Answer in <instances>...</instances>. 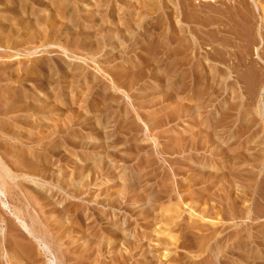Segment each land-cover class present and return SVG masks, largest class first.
Here are the masks:
<instances>
[{
	"label": "rangeland",
	"instance_id": "374dc122",
	"mask_svg": "<svg viewBox=\"0 0 264 264\" xmlns=\"http://www.w3.org/2000/svg\"><path fill=\"white\" fill-rule=\"evenodd\" d=\"M7 1L0 17L10 28L13 7L29 4L16 15L13 36L0 29L10 39L0 41V152L21 184L7 189L9 207L0 202V240L3 232L11 239L0 241V263L49 264L51 257L55 264H110L125 252L121 242L116 253L89 248L86 259L82 252L87 239L98 244L90 229L113 219L124 239L140 243L134 260L151 248L156 264H264V0L245 34L224 33L216 19L196 15L195 7L221 0H156L155 10L141 0H109L107 7L104 0H48V9L47 0ZM65 7L69 13L58 16ZM32 13L41 16L38 28ZM16 94L20 104L9 107ZM20 115L37 119L30 125ZM30 148L32 156L19 154ZM104 209L106 217L97 218ZM10 210L40 232L53 256ZM167 215L170 232L161 224ZM216 244L213 258L208 249Z\"/></svg>",
	"mask_w": 264,
	"mask_h": 264
},
{
	"label": "bare ground",
	"instance_id": "6f19581e",
	"mask_svg": "<svg viewBox=\"0 0 264 264\" xmlns=\"http://www.w3.org/2000/svg\"><path fill=\"white\" fill-rule=\"evenodd\" d=\"M3 1V0H2ZM13 1L14 2H16L17 3V1L16 0H11V2L13 3ZM32 1V0H31ZM67 1H69V0H67ZM97 1V0H96ZM114 1V0H113ZM117 1V0H116ZM119 1V0H118ZM124 1V0H123ZM126 1H128V0H126ZM141 1H143V2H146L147 4V6L149 7V8H151L152 6H153V4L156 2V0H141ZM210 1V0H209ZM259 1L260 0H221L220 1V4H219V6L217 5L216 7L214 6H211V5H202V7L200 6H197V7H195L196 9H198V10H195V12L197 13L196 15H199L200 17H203V18H206L209 22H210V24H211V21H213L214 19H216V20H214L216 23H217V25L218 26H221V27H219V29L220 30H225V32L224 33H230V32H232L231 30H235V31H240L241 33H246V32H249V30L251 31V29H252V24H253V20L255 19V13L256 12H258L259 10H260V8H259ZM0 2H1V0H0ZM8 2V1H7ZM10 2V1H9ZM8 2V4H12V3H9ZM23 2V1H22ZM20 3L19 4V6L18 7H13L14 9H13V11L12 12H14L13 13V15H14V21H13V24L15 23V21L17 20L16 19V15H17V17L19 18V13H21L22 12V10H26L27 9V5L29 4H27L26 6L23 4V3ZM25 2H27V1H24V3ZM34 2H36L35 0H34ZM42 2V1H41ZM45 1H43L42 2V4H44V9H48L49 7H47V5L49 4V3H47L48 2V0L46 1V4L44 3ZM53 2H55V1H52V3ZM58 2V1H57ZM62 2V1H61ZM103 2H105L106 3V7L108 6V2H110L109 0H104ZM129 2V1H128ZM136 2V1H135ZM161 2V3H160ZM163 2H164V0H159V2H156V3H160V4H162L163 5ZM183 2V1H182ZM262 2V1H261ZM31 3H33V1L31 2ZM51 3V2H50ZM70 3V2H69ZM126 3V2H125ZM179 4H181V2L179 1L178 2ZM190 3V2H189ZM13 4H15V3H13ZM37 4H40V3H38L37 2ZM41 4V5H42ZM53 4H55V3H53ZM62 4H64V3H62ZM66 4V3H65ZM116 4V3H115ZM160 4H159V7H160ZM16 5V4H15ZM32 5V4H31ZM30 5V6H31ZM61 5V4H60ZM67 5H68V2H67ZM104 5V4H103ZM110 5V4H109ZM120 5H122L121 3H120ZM134 5V4H133ZM155 5V4H154ZM189 5V4H188ZM213 5V4H212ZM33 6V5H32ZM31 6V7H32ZM43 6V5H42ZM110 6H112V5H110ZM114 6V5H113ZM124 6H125V4H124ZM132 6V5H131ZM137 6V5H136ZM156 6V5H155ZM204 6V7H203ZM7 7H9V5L7 6ZM6 7V8H7ZM29 7V6H28ZM41 7V6H40ZM67 7V6H66ZM65 7V9H63L64 11H62L61 10V14H59V12L58 11H56V12H58L57 14H58V16L60 15L61 17L63 16V14H67V13H69V9H67ZM115 7V6H114ZM113 7V9H115ZM123 7V6H122ZM144 7V6H143ZM146 7V6H145ZM158 7V8H159ZM162 7V6H161ZM262 7V6H261ZM2 8V7H1ZM0 8V9H1ZM33 8V7H32ZM51 8V7H50ZM81 8V7H80ZM105 8V7H104ZM127 8V7H126ZM134 8V7H133ZM149 8H145V10L144 11H146V9L147 10H151V9H149ZM157 7H155V9H156ZM176 8V13L178 12V7L176 6L175 7ZM180 8H182L181 6H180ZM29 9V8H28ZM35 9V8H34ZM107 9V8H106ZM112 9V10H113ZM119 9V8H118ZM152 9H154L153 7H152ZM154 9V10H155ZM190 9V8H189ZM2 10V9H1ZM29 10H31V9H29ZM36 10H38V9H36ZM57 10V9H56ZM105 10V9H104ZM111 10V9H110ZM126 10V9H125ZM263 11H264V8L262 9ZM10 11V10H9ZM40 11V10H39ZM46 11V10H45ZM49 11V10H48ZM54 11V10H53ZM85 11V10H84ZM119 11V10H118ZM171 11V10H170ZM194 11V10H193ZM25 12V11H24ZM103 12V11H102ZM113 12V11H112ZM128 12V11H127ZM137 12V11H136ZM43 13V12H42ZM70 13H72V12H70ZM130 13V12H129ZM132 13V12H131ZM175 13V14H176ZM179 13V12H178ZM210 13V14H209ZM260 13V12H259ZM263 13V12H262ZM6 14V13H5ZM5 14H3V15H5ZM9 14V13H8ZM32 14H34L35 15V17L34 18H36V20L34 21L35 23L34 24H38L37 26H35V27H37L38 28V26H39V24L41 23L40 21H42V19L40 20V18L38 19L37 18V16L39 15L40 16V14H38V15H36V13H32ZM104 14V13H103ZM125 14V13H124ZM127 14V13H126ZM140 14V13H139ZM168 14H169V12H168ZM174 14V15H175ZM195 14V13H194ZM213 14H216V17L214 16H212ZM105 15V14H104ZM104 15H103V17H104ZM113 15V14H112ZM263 15V14H262ZM5 16H7V15H5ZM11 16V15H10ZM9 16V17H10ZM43 16V15H42ZM49 16H51V15H49ZM66 16H69V15H66ZM71 16V15H70ZM69 16V17H70ZM106 16V15H105ZM133 16H136V14L135 15H133ZM172 16V15H171ZM260 16H261V13H260ZM41 17V16H40ZM102 17V18H103ZM106 17H108V16H106ZM143 17V16H142ZM147 17V16H146ZM256 17H258V16H256ZM2 18V19H1ZM12 18V17H11ZM11 18H9V19H11ZM27 18V17H26ZM43 18V17H42ZM194 18V17H193ZM259 18V17H258ZM16 19V20H15ZM25 19V18H24ZM67 19V18H66ZM70 19V21H72L71 20V18H69ZM108 19V18H107ZM118 19V18H117ZM168 19H170V17H169V15H168ZM199 19H201V18H199ZM4 20H5V23H4ZM12 20V19H11ZM112 20V19H111ZM140 20V19H139ZM206 20V21H207ZM211 20V21H210ZM10 21V20H9ZM33 21V20H32ZM69 21V20H68ZM116 21V20H115ZM114 21V22H115ZM157 21V20H156ZM162 21V20H161ZM203 21V20H202ZM213 21V22H214ZM21 22V21H20ZM27 22H30V20L29 21H27ZM103 22H105V21H103ZM199 22V21H198ZM31 23V22H30ZM33 23V22H32ZM44 23V22H43ZM57 23V22H56ZM65 23V22H64ZM74 23V22H73ZM156 23H158V22H156ZM161 23V22H160ZM10 23H7V18H5L4 16L2 17H0V29H2V28H4V26L7 28V27H9L10 28V25H9ZM12 24V25H13ZM16 24V23H15ZM17 24H20L19 23V21L17 20ZM42 24V23H41ZM104 24V23H103ZM112 24H113V22H112ZM112 24H111V26H112ZM134 24V23H133ZM214 24V23H213ZM6 25H9V26H6ZM12 25H11V28L9 29V31H10V35L11 36H13L12 34L15 32L14 30L16 29H14V27L12 28ZM33 25V24H32ZM32 25L30 26H28L27 25V27H32ZM46 25V24H45ZM65 25V24H64ZM63 25V26H64ZM75 25V24H74ZM106 25V24H105ZM114 25V24H113ZM132 25V24H131ZM154 25V24H153ZM159 25V24H158ZM52 26V25H51ZM108 26V25H107ZM115 26V25H114ZM150 26V25H149ZM217 26V27H218ZM26 27V26H25ZM108 27H110V26H108ZM137 27H138V25H137ZM258 27H259V25H258ZM24 28V27H23ZM70 28H72V27H70ZM107 28V27H106ZM106 28H104V29H106ZM131 28V27H130ZM172 28V27H171ZM237 28H241L240 30H237ZM27 29V28H26ZM31 29V28H30ZM33 29H36V28H33ZM32 29V30H33ZM63 29V28H62ZM118 29V28H117ZM124 29H126V28H124ZM123 29V30H124ZM169 29H170V27H169ZM218 29V28H217ZM259 28H257V30H258ZM3 30H5V29H3ZM20 30V29H19ZM36 30H38V31H40V32H42L40 29H36ZM110 30V29H109ZM119 30V29H118ZM7 31V30H6ZM48 31V30H47ZM105 31H107V30H105ZM37 32V31H36ZM108 32V31H107ZM121 32H122V30H121ZM140 32V31H139ZM222 32V31H221ZM19 33H20V31H19ZM43 33V32H42ZM156 33V32H155ZM237 33V32H236ZM253 33V32H252ZM5 34V33H4ZM8 34V37H10V35ZM23 34V33H22ZM250 34H251V32H250ZM1 35H2V30L0 31V41L3 39H5L6 37H5V35H4V37L5 38H3V37H1ZM24 35V34H23ZM34 35H36V33L34 34ZM118 35V34H117ZM230 35V34H229ZM20 35H18V37H19ZM25 36V35H24ZM33 36V35H32ZM37 36V35H36ZM39 36V35H38ZM60 36V35H59ZM128 36V35H127ZM251 36V35H250ZM257 36H259V38H260V40H261V36L260 35H258L257 34ZM15 37H16V35H15ZM18 37H16V39L15 40H13V43H11L12 45H14V46H11V47H17V46H19L20 44H21V42L20 41H17V38ZM31 37V36H30ZM44 37V36H43ZM69 37V36H68ZM76 37V36H75ZM106 37H107V35H106ZM105 37V38H106ZM113 37V36H112ZM244 37H245V35H244ZM243 37V38H244ZM249 37V36H248ZM23 38V37H22ZM32 38V37H31ZM34 38H36V37H33V40H34ZM38 38V37H37ZM88 38V37H87ZM102 38V37H101ZM104 38V37H103ZM108 38V37H107ZM250 38V37H249ZM252 38V37H251ZM6 39H8V38H6ZM5 39V40H6ZM13 39V38H12ZM21 39V38H20ZM24 39V38H23ZM27 39V38H26ZM48 39V38H47ZM221 39V38H220ZM228 39V38H227ZM244 39H247V36H246V38H244ZM9 41H10V39H8ZM32 40V39H31ZM51 40V39H50ZM71 40V39H70ZM84 40V39H83ZM104 40V39H103ZM106 40V39H105ZM104 40V41H105ZM108 40V39H107ZM252 40V39H251ZM23 41V40H22ZM40 41H41V39H40ZM107 42V41H106ZM7 43H9V42H7ZM9 43V44H10ZM27 43H29V42H27ZM75 43V42H74ZM87 43V42H86ZM8 44V47L10 46ZM38 44V43H37ZM40 44V43H39ZM45 44V43H44ZM82 44V43H81ZM34 45V44H33ZM70 45V44H69ZM87 45V44H86ZM95 45V44H94ZM101 45V44H100ZM117 45V44H116ZM141 45V44H140ZM226 45V44H225ZM248 45V44H247ZM27 46V45H26ZM65 46V45H64ZM5 47V46H4ZM33 47V46H32ZM61 47V46H60ZM87 48V47H86ZM102 48V47H101ZM257 49V48H256ZM2 53V52H1ZM95 54V53H94ZM113 55V54H112ZM3 56V55H2ZM4 58V57H3ZM15 58V57H14ZM149 60V59H148ZM151 62V61H150ZM147 63V62H146ZM9 65V64H8ZM57 65V64H56ZM13 66V65H12ZM39 67H40V65H39ZM38 67V68H39ZM1 68V67H0ZM11 69V68H10ZM5 70V69H4ZM63 70V69H62ZM84 70V69H83ZM6 71V70H5ZM60 71V70H59ZM1 72V71H0ZM46 72V71H45ZM15 73V72H14ZM146 73V72H145ZM255 73V72H254ZM12 74V73H11ZM42 75V74H41ZM77 75V74H76ZM1 76V75H0ZM254 76V75H253ZM8 77V76H7ZM44 77V76H43ZM73 77V76H72ZM1 78V77H0ZM16 78V77H15ZM28 78V77H27ZM13 79V78H12ZM17 80H18V78H17ZM17 80H16V82H17ZM49 80V79H48ZM1 81V80H0ZM50 81V80H49ZM48 81V82H49ZM86 81V80H85ZM51 82V81H50ZM43 83V82H42ZM69 83V82H68ZM14 84H16V83H14ZM36 84V83H35ZM34 84V85H35ZM3 85H4V83H3ZM7 85V84H6ZM42 85V84H41ZM49 85V84H48ZM39 86V85H38ZM4 87H6V86H4ZM1 88V87H0ZM11 88V87H10ZM45 88V87H44ZM83 88H85V87H83ZM30 89V88H29ZM32 89V88H31ZM59 89V88H58ZM67 89V88H66ZM7 91V90H6ZM5 91V92H6ZM45 91V90H44ZM1 92V91H0ZM59 92V91H58ZM2 93V92H1ZM83 93V92H82ZM2 94H4V93H2ZM59 94V93H58ZM70 94V93H69ZM9 95H11V94H9ZM39 95V94H38ZM2 96V95H1ZM21 96L22 95H20V94H16V98H18V99H15V100H11L12 102H10L9 103V107H13V106H15V105H18V103H19V101L21 100ZM4 97V96H3ZM31 98V97H30ZM33 98V97H32ZM36 99V98H35ZM82 99V98H81ZM8 100V99H7ZM34 100V99H33ZM37 100H39V99H37ZM40 101H42V103L43 104H45L46 103V100H40ZM43 101H45V103L43 102ZM6 102V101H5ZM25 102V101H24ZM29 103H30V101H29ZM37 103V102H36ZM20 104V103H19ZM26 104H27V102H26ZM47 104V103H46ZM32 105H33V103H32ZM48 105V104H47ZM0 106H2V105H0ZM28 106V105H27ZM44 106V105H43ZM45 107V106H44ZM77 107V106H76ZM17 108V107H16ZM58 108V107H57ZM175 108V107H174ZM34 109V108H33ZM3 110V109H2ZM8 110V109H7ZM19 112H21L20 110V108H18L17 109ZM28 110V109H27ZM31 110V109H30ZM44 110V109H43ZM18 111H16V112H18ZM26 111V110H25ZM24 111V112H25ZM30 112V111H29ZM35 112V111H34ZM41 112H42V110H41ZM45 112V111H44ZM6 113V112H5ZM10 113H12V112H10ZM23 113V112H22ZM26 113H27V111H26ZM40 113V112H39ZM38 113V114H39ZM43 113V112H42ZM30 114H31V112H30ZM41 114V113H40ZM1 115V114H0ZM4 115V114H3ZM5 115H8V114H5ZM21 116V118L22 119H24V120H28L29 121V123H30V125H31V122H30V120H36L37 118H32V117H30V116H32V115H20ZM10 118V117H9ZM32 118V119H31ZM2 119H4V116H3V118ZM11 119V118H10ZM30 119V120H29ZM66 119V118H65ZM12 120V119H11ZM47 120V119H46ZM60 120V119H59ZM37 121H39V120H37ZM56 121V120H55ZM69 122V121H68ZM14 123H17V122H15V120H14ZM21 123H23V122H21ZM28 123V124H29ZM28 124H26V125H28ZM59 124V123H58ZM20 125H23V124H20ZM25 125V124H24ZM35 125V124H34ZM38 126L36 127V128H38L39 127V124H37ZM46 125V124H45ZM97 126V125H96ZM29 127V126H28ZM31 127V126H30ZM33 128H35V126H32ZM44 127V126H43ZM32 128V129H33ZM35 128V129H36ZM41 128H42V126H41ZM40 127H39V129H41ZM1 129V128H0ZM29 129V128H28ZM43 130V129H42ZM42 130H35L36 132H41ZM51 130V129H50ZM34 131V135L36 134V132ZM44 131V130H43ZM98 131V130H97ZM68 133V132H67ZM43 134V133H42ZM41 134V135H42ZM52 134V133H51ZM19 135V134H18ZM9 136V135H8ZM11 136H13V135H10L9 137H11ZM40 136V135H39ZM44 136H46V135H44ZM51 136V135H50ZM14 138H15V136H13ZM13 137H11V138H13ZM17 137V136H16ZM48 137V136H47ZM3 138H6V137H3ZM68 138V137H67ZM17 138H15V140H16ZM21 139V138H20ZM28 139H30V140H33L34 139V137H33V135L31 136V135H29V138ZM39 139H40V137H39ZM39 139H38V141H39ZM44 139H46V138H44ZM48 139V138H47ZM42 139H40V141H41ZM27 141V140H26ZM39 141V142H40ZM15 142V141H14ZM21 142V141H20ZM25 142V141H24ZM207 142V141H206ZM46 143V142H45ZM219 143V142H218ZM2 144V143H1ZM32 144V143H31ZM40 144H41V142H40ZM9 145V144H8ZM24 145V144H23ZM36 145V144H35ZM31 146V145H30ZM45 146V145H44ZM108 146V145H107ZM210 146V145H209ZM15 147V146H14ZM13 147V148H14ZM33 147V146H32ZM18 148V147H17ZM23 148V147H22ZM39 148V147H38ZM45 148V147H44ZM137 148V147H136ZM35 149V148H34ZM37 150V149H36ZM134 151V150H133ZM14 152H16V151H14ZM20 152L24 155V156H27V157H29V156H32L33 155V151H31V148H30V154H28V153H24L23 152V150L21 149V151L19 150V154H20ZM132 152V151H131ZM161 152V151H160ZM116 154V153H115ZM63 155V154H62ZM42 158V157H41ZM6 159V158H5ZM34 159V158H33ZM106 159V158H105ZM26 160V159H25ZM10 161H12V160H10ZM100 161V162H99ZM98 162H99V164L101 163V160H99ZM104 161V160H103ZM102 161V162H103ZM110 161H112V160H110ZM140 161V160H139ZM6 162H8L7 160L5 161L4 160V156H3V152H0V184L2 185V188H0V202H2V207H4V208H6V207H9V205L6 203V201H5V197L7 196V192H8V190L7 189H12L13 187H19V185H21L18 181H15V176H14V174L12 173H10V170H9V168L7 169V167H6ZM15 162V161H14ZM37 162V161H36ZM39 162V161H38ZM49 162V161H48ZM12 164H13V161L11 162ZM40 163V162H39ZM105 163V162H104ZM106 163H108L107 161H106ZM12 164H10L9 163V165H12ZM32 164V163H31ZM33 164H35V163H33ZM87 164V163H86ZM102 164V163H101ZM113 164V163H112ZM8 165V166H9ZM108 166H109V163L107 164ZM29 166H30V164H29ZM34 166V165H33ZM32 166V167H33ZM82 166V165H81ZM84 166H87V165H84ZM84 166L83 167H81V168H83L84 169ZM106 166V165H105ZM10 167V166H9ZM14 169H16L15 168V166H12ZM32 167H30V168H32ZM35 167H37V166H34L33 168H35ZM95 167V166H94ZM93 167V168H94ZM98 167H99V165H98ZM98 167H97V169H98ZM103 167H104V165H103ZM32 168V169H33ZM47 168V167H46ZM80 168V169H81ZM109 168H111V166L109 167ZM35 169H37V168H35ZM45 169V168H44ZM44 169L42 170V171H44ZM90 169V168H89ZM113 169V168H112ZM46 170V169H45ZM60 170V169H59ZM101 170V169H100ZM37 171L38 172H40V169L38 170L37 169ZM41 171V172H42ZM37 172V173H38ZM40 172V173H41ZM47 172V171H46ZM96 172V171H95ZM76 173V172H75ZM82 173V172H81ZM90 173V172H89ZM88 173V174H89ZM148 173V172H147ZM29 174V173H28ZM58 174V173H57ZM88 174H86L87 176H88ZM44 175V174H43ZM80 175V174H79ZM81 175H83V174H81ZM212 175V174H211ZM25 176V175H24ZM58 176H60L59 174L57 175V177ZM64 176V175H63ZM84 176V175H83ZM167 176V175H166ZM75 177V176H74ZM76 177H77V175H76ZM89 177V176H88ZM95 177V176H94ZM142 177V175L140 176V178ZM52 178L53 179H55V177H53L52 176ZM60 178V177H59ZM63 178V177H62ZM82 180L84 179L83 177L81 178ZM56 180H57V178H56ZM82 180H80V182L82 183ZM88 180V179H87ZM85 181V179L83 180L84 181V185L86 186V182H88V181ZM123 180V179H122ZM138 180H140V179H138ZM58 181V180H57ZM61 182H62V179L60 180ZM71 181H72V179H71ZM60 182V183H61ZM64 182V181H63ZM70 182V181H69ZM191 182V181H190ZM65 183V182H64ZM89 183V182H88ZM71 184V183H70ZM83 184V183H82ZM23 186V185H22ZM22 186H20V188L22 189ZM62 186H63V184H62ZM78 186V185H77ZM81 186H83V185H81ZM85 186L84 187H79L80 188V190H82L83 188H84V190H86L85 189ZM106 186V185H105ZM190 185H188V187H189ZM7 187H10V188H7ZM87 187V186H86ZM119 187V186H118ZM178 187V186H177ZM181 187H183V186H181ZM24 188V187H23ZM41 188V187H40ZM20 189V190H21ZM118 189V188H117ZM120 189V188H119ZM155 189V188H154ZM157 189V188H156ZM172 189V188H171ZM39 190V189H38ZM76 190H77V188H76ZM76 190H74V191H76ZM79 190V191H80ZM150 190V189H149ZM169 190V189H168ZM182 190V189H181ZM40 191V190H39ZM78 191V192H79ZM166 191V190H165ZM18 192V191H17ZM31 193H32V191H30ZM84 192V191H83ZM145 192H146V190H145ZM154 192V191H153ZM170 192V191H169ZM37 193V192H36ZM74 193V192H73ZM75 193H77V191L75 192ZM121 193H124L123 191L121 192ZM120 193V194H121ZM147 193H148V191H147ZM163 193V192H162ZM165 193V192H164ZM167 193V192H166ZM171 193V192H170ZM169 193V194H170ZM80 194V193H79ZM119 194V195H120ZM151 194V193H150ZM168 194V193H167ZM145 195H146V193H145ZM166 195V194H165ZM171 195V194H170ZM33 196V195H32ZM36 196H37V194H36ZM35 196V197H36ZM131 196V195H130ZM163 196V195H162ZM8 197V196H7ZM45 197V196H44ZM126 197V196H125ZM152 197V196H151ZM37 198V197H36ZM35 198V199H36ZM143 198V197H142ZM168 198V197H167ZM39 199H40V197H39ZM43 199H45V198H43ZM146 199V198H145ZM43 201V200H42ZM119 201V200H118ZM112 202V201H111ZM110 202V203H111ZM116 202V201H115ZM46 203V202H45ZM50 203V202H49ZM38 204V203H37ZM36 204V205H37ZM48 204V203H47ZM51 204V203H50ZM117 204V203H116ZM144 204V203H143ZM155 204V203H154ZM198 204V203H197ZM181 208V207H180ZM45 209V208H44ZM192 209H194V208H192ZM99 210V209H98ZM164 212H165V214H166V212H168V210H169V208H167V207H165L164 209ZM201 210V209H200ZM11 212H12V215H14V218L21 224V226H23V228L26 230V232H27V234L28 235H30V236H32L36 241H37V243H38V245L39 246H41L42 248H43V250L44 251H46L47 252V254L49 253L50 255H52L53 256V253L51 252V249L49 248V246L42 240V239H40L39 237H40V232H38V231H36V230H34L33 228H31V227H29L26 223H25V221L20 217V215L18 214V213H16L15 211H12V210H10ZM45 211H47V210H45ZM56 211V210H55ZM65 211V210H64ZM151 211V210H150ZM192 211V210H191ZM50 212H51V210H50ZM54 212V211H53ZM74 212V211H73ZM203 214L202 215H204V212H205V209H204V211H201ZM208 212V211H207ZM43 213V212H42ZM89 213V212H88ZM97 213V212H96ZM141 213V212H140ZM144 213H145V211H144ZM20 214H21V212H20ZM44 214V213H43ZM60 214V213H59ZM110 214V213H109ZM177 214V213H176ZM210 214V213H209ZM5 215V214H4ZM57 215V214H56ZM62 215V214H61ZM106 211H105V209L104 210H100L99 211V213L96 215L97 216V218L99 217H101L102 216V218H105L106 217ZM207 215V214H206ZM145 216V215H144ZM162 216V215H161ZM168 216V215H167ZM164 217V219L162 220V223L161 224H163V225H165V226H163L166 230L165 231H169V228H167L168 227V225H170V224H172V222H173V220L171 219V217L170 216H168V217ZM89 217V216H88ZM160 217V216H159ZM96 218V219H97ZM176 217H174L173 219H175ZM61 219V218H60ZM47 220V219H46ZM94 221V220H93ZM100 221V220H99ZM103 221V220H102ZM108 221H110L109 222V224H107V225H104V227L102 226V227H100L99 226V228L98 227H96L97 229L96 230H94V229H90V230H92V232L93 233H91L90 231V234L89 235H91L92 236V238L94 239V238H99V241H98V244H93V246H91L92 244H90V243H88V241H90L89 239H87L86 240V247L85 248H83V252L82 253H84V255H85V257H86V259L88 258L89 259V255H90V253H89V248H90V250H92V252H94V250L96 249V250H99V251H101V252H103V250L104 249H106L107 247H109L108 249H110L111 250V252H113V253H116V252H114L115 250H117V244L119 243V242H121L123 245H125V252L124 253H122L120 250L121 249H119L118 250V254H117V256H113V255H111L112 257L110 258V264H156V263H154V261L155 260H159V258L158 259H156L155 258V252L153 253L152 251H151V248H146L145 250H144V252H143V255H142V257L140 258V259H138V260H134L133 259V257H134V255H135V253H136V251L138 250V249H140L141 248V245H140V243L134 238V237H130L129 239H127V238H123L124 236H123V230H124V228L121 226V225H117L116 223H115V220H110V219H108ZM188 221V220H187ZM59 222H60V220H59ZM95 222V221H94ZM175 222V221H174ZM72 223L74 224H76V220L75 219H73L72 220ZM91 223H93L92 221H90V225H91ZM99 223V222H98ZM105 224V223H104ZM94 225V224H93ZM192 225V224H191ZM92 226V225H91ZM53 227V226H52ZM75 227H77V226H75ZM93 227V226H92ZM94 227H95V225H94ZM128 228V227H127ZM164 228H163V230H164ZM54 229V228H53ZM52 229V230H53ZM5 230V229H4ZM51 230V231H52ZM58 230V229H57ZM60 230V229H59ZM66 230V232L68 231V230H70V229H65ZM72 230V229H71ZM163 230H162V233H163ZM212 230V229H211ZM60 231H62V230H60ZM74 231V230H73ZM122 231V232H121ZM0 232H2V231H0ZM17 232V231H16ZM54 232H56L55 231V229H54ZM59 231H57V233H58ZM69 232V231H68ZM68 232L67 233H65V234H68ZM170 232V231H169ZM212 232V231H211ZM42 233V232H41ZM43 233H45V231H43ZM52 233V232H51ZM60 233V232H59ZM216 233V232H215ZM1 234H3L2 235V238L1 239H3V240H0V241H3V242H6L7 240H9L10 238L7 236V234H5V232H3V233H1ZM167 234V233H166ZM210 233H208V235H209ZM59 235V234H58ZM69 235H71V234H69ZM213 235H214V233H213ZM61 236H62V234H61ZM87 236V235H86ZM56 237H58V238H60L59 236H56ZM73 237V236H72ZM90 237V236H89ZM170 238L171 237H173V236H169ZM168 237V238H169ZM71 238V237H70ZM124 240H123V239ZM205 238V237H204ZM211 238V237H210ZM122 239V240H121ZM11 240V239H10ZM68 240V239H67ZM217 240V239H216ZM72 241V240H71ZM75 241V240H74ZM137 241V242H136ZM62 242V241H61ZM60 242V243H61ZM85 242V241H84ZM92 242H94V241H92ZM158 242H159V245L160 244H163V243H165V241L164 240H158ZM208 243V242H207ZM0 244H1V242H0ZM4 244V243H3ZM204 244V243H203ZM227 244V243H226ZM74 245H76V244H74ZM122 245V246H123ZM200 245V244H199ZM212 245V244H211ZM222 245V244H221ZM225 245V244H224ZM3 246H6L5 244L3 245ZM190 246V245H189ZM71 247H73V246H71ZM223 246H221V248H222ZM228 247V246H227ZM6 248V247H5ZM66 248V247H65ZM74 248V247H73ZM119 248V247H118ZM220 248V247H219ZM224 248V247H223ZM3 249V248H2ZM79 249V248H78ZM94 249V250H93ZM62 250H64V249H62ZM156 250V249H155ZM209 251H210V254L212 255V257L214 256V257H216V256H218L217 255V253H219V252H217V250H218V246H217V244H216V246H213V247H210L209 249H208ZM68 251V250H67ZM70 251H72V250H70ZM99 251H97V253H100ZM105 251V250H104ZM120 251V252H119ZM133 251L135 252V253H133ZM139 251V250H138ZM228 251V250H227ZM226 251V252H227ZM24 253V252H23ZM70 253H72V252H70ZM89 253V254H88ZM73 254H75V253H73ZM142 254V253H141ZM227 254V253H226ZM1 255H2V253H1ZM116 255V254H115ZM209 255V254H208ZM74 256V255H73ZM95 256V255H94ZM160 256H166V254H164V252H162V253H160ZM159 256V257H160ZM79 257H81L80 255H79ZM213 257V258H214ZM166 258V257H165ZM85 259V260H86ZM160 259H162V258H160ZM225 259V258H224ZM74 260V259H73ZM82 260V259H81ZM84 260V261H85ZM97 260V259H96ZM208 260H209V258H208ZM207 260V261H208ZM219 260V259H218ZM49 264H55L54 263V261L52 260V258L50 257V259H49ZM76 261V260H75ZM92 261V260H91ZM95 261V260H94ZM94 261H92L93 263H94ZM91 262V263H92ZM108 262V261H107ZM107 262L105 263H103V264H107ZM166 262V261H165ZM213 262V261H212ZM218 262V261H217ZM220 262V261H219ZM223 262V261H222ZM98 263H100V262H98ZM1 264V263H0ZM57 264V263H56ZM83 264V263H82ZM90 264V263H89ZM158 264H161V261H160V263H158ZM162 264H164V262H162ZM224 264V263H223Z\"/></svg>",
	"mask_w": 264,
	"mask_h": 264
}]
</instances>
